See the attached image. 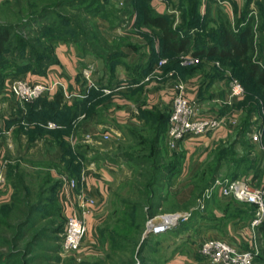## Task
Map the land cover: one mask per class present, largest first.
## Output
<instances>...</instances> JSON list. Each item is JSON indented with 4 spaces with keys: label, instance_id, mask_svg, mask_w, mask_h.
<instances>
[{
    "label": "rangeland",
    "instance_id": "374dc122",
    "mask_svg": "<svg viewBox=\"0 0 264 264\" xmlns=\"http://www.w3.org/2000/svg\"><path fill=\"white\" fill-rule=\"evenodd\" d=\"M159 1L164 5L165 15L169 17L172 28L176 29L180 36L189 34L192 43L199 40H216L215 30L222 24L234 31L242 29L247 24L253 26L254 30H258L264 25L260 21L259 0ZM131 2L132 0H109L107 3L103 1L95 9L99 12L98 15L92 18L86 4L79 5L76 2L66 7L61 6L63 2L53 0H0V25H9L13 28L10 35V46L0 56V79H2L0 85V130L6 128L8 118L12 114L19 116L18 110L30 102L15 100L9 93V83L15 78L40 82V80L29 79L32 73L26 71L29 70L27 66L32 60V55H29L27 47L30 45L37 53L44 55V47L49 45L46 37L49 36L52 29L59 27L64 19L70 21L72 24L69 25L78 30L77 33L66 32V36L73 41L82 40L85 49L82 50L80 45H76L80 49L81 56L87 60L82 70L85 85L83 91L65 93L64 101L67 103L64 102V105L72 106L74 101L82 100L86 102V105L81 107L85 110L86 115L91 109L98 110L100 112L99 119L105 122L104 104L107 100L108 87L117 83V77L121 76V73L130 72L131 74L135 73L136 76V72L138 75L145 73L140 71V67L145 66L146 57L141 43L143 40L138 41L139 37L144 38V43H153L158 40L152 29H148L146 35L140 33L142 27L138 21L137 4L133 5ZM194 9L199 14L200 20L192 26L189 16L192 15ZM215 12L218 15V22L209 16L210 13ZM42 14L45 15V18L39 19L38 17H41ZM33 15L36 17L29 22V18ZM205 20L209 21L208 25ZM237 20H239L238 23H236ZM26 23L29 24L28 27L25 26ZM65 26L68 27L67 24ZM256 41L258 45L261 41L259 35H257ZM60 43L62 42H58V44ZM195 49L191 45L188 53L179 54L172 59L176 65L188 69L189 66L199 68V65H203L202 68H205V71H208L210 75L215 74L212 67L220 72L221 77L213 78V81H217L219 78L225 79L224 90L219 92L217 97L211 92L209 93L208 81L203 79L199 82L201 86L196 98H188L195 102L198 115L215 118L220 122L216 129L231 125V133L225 140H232L233 131L245 118L244 110L250 105L244 103L248 91L243 87L244 93L241 96L231 97L228 95L231 80L237 79L239 82L240 80L238 75H233L227 63L222 64L216 60L209 61L203 57L199 58L200 61L196 65L182 66L181 58L189 54L192 55ZM152 55H154L155 65L168 58L162 56L160 51L152 52ZM198 68L195 72L198 71ZM85 73L88 74V78ZM89 83H92L91 87H89ZM45 96L46 94H43L38 97L47 99ZM257 101L261 106L263 116L264 106L261 100ZM9 105H14L15 111H17L8 112ZM256 118V116H252L251 121L249 120L252 125L248 137L256 149L251 157L261 153V160L259 159L260 161L258 160L257 166H255L260 169L263 160L261 146H264V119L257 118V121ZM257 122L258 124H256ZM36 123L40 128L43 127L40 122ZM44 125L46 126V123ZM166 129L167 122L160 149L163 151V155L165 153V157H171L172 153H182L178 149L179 145L174 150L168 148ZM101 130L104 128L102 127ZM259 130L262 132L261 142L257 143L252 140L251 136ZM22 131L25 130L22 129ZM211 131L213 130L208 132ZM208 132L204 136L208 135ZM102 134L100 131V134L97 137H92V141H88V143L85 141L87 135L80 137L83 142L87 143H79L84 150L81 162L84 169L81 174L85 173L86 167L91 162L104 160L108 142L98 140ZM72 138L73 127L69 128V132L64 136L73 151L75 144L74 142L72 144ZM243 141L244 139L241 142ZM39 149L40 146L36 152L33 151V157L39 153ZM214 149L215 145L205 156L204 146L199 145L188 158V164H184L183 171L186 175L166 176L164 172L158 173L156 176L159 180L155 181L148 189L140 185L142 178L137 174L136 176L132 174L124 176L121 172L116 181L110 185L104 202L96 214L97 223L92 234L87 232L80 250L76 253L63 252L60 246L62 232L56 235L53 231L57 227H61L63 231L66 217L58 195L60 188L56 189V185L59 183L62 185L64 181L68 180L78 182L80 179L69 177L63 171L57 173V169L54 168L57 163L52 161H25L22 159L16 164L4 162L6 179L0 189V207L3 209H0V222H2L0 223V264H167L175 255L191 254H194L191 264H211L199 251L203 242L213 239H203L202 242H199L198 237L194 234L195 231L213 229L221 234L224 233L226 225H240H234L227 220L228 217L236 214L233 211L234 208L235 211L245 212L247 217L252 213V208L245 207L244 204L233 203L229 198H225L228 200L221 202L217 197H212L209 201L202 202L208 175L212 173L214 176L218 173L219 177L217 178H225L228 173L234 171L227 164L223 165L219 171L212 170L216 152L213 153ZM236 151L239 154L242 153L240 146ZM151 164L147 162L142 171L152 172ZM58 165V169H60L62 165ZM11 166H15L16 169L10 176L13 179L9 180L6 172ZM141 173L143 174V172L138 174L141 175ZM248 173L245 172L240 177L247 176ZM202 175L205 176L201 177ZM252 179V185L261 183L262 172L258 171ZM230 201L233 204L231 209L230 207L228 209L226 205L231 203ZM11 202L14 203V206L11 209L7 207L4 209V206L11 205ZM168 215H188V217L185 221L178 219L175 225L163 232L146 234V231L150 230L151 221L157 223L161 217ZM19 225H23L22 228ZM242 225L245 226L247 223L243 222L241 227H243ZM254 230L252 245L248 250L257 252V264H264V240L258 231ZM222 240L229 243L225 239Z\"/></svg>",
    "mask_w": 264,
    "mask_h": 264
},
{
    "label": "crops",
    "instance_id": "0c3cea01",
    "mask_svg": "<svg viewBox=\"0 0 264 264\" xmlns=\"http://www.w3.org/2000/svg\"><path fill=\"white\" fill-rule=\"evenodd\" d=\"M150 6L157 14L165 15V8L161 1L150 0ZM210 14L209 16L215 21H219L217 12ZM148 29L142 27L140 33L146 35ZM142 38L139 37L138 41L143 40L141 43L145 50L146 63L144 67H140V71L145 73L138 75V72H136L137 76L134 75L135 73L131 74L130 72L121 73V76L117 77V83L108 87L106 91L107 100L104 104L105 122L99 119L100 112L92 109L87 115L85 110L78 113L69 122L70 129L73 127L72 144L74 142L75 145L81 142L86 143L80 138L83 135H90L94 138L100 134V131L109 135L106 140L108 143L104 160L91 162L86 167L84 182L78 183L73 191L60 189L58 194L66 215L77 212V194H82L85 198L93 200L94 204L92 206L87 205L89 212L86 217L88 234H92L97 223L96 214L104 202L110 185L116 181L117 176L121 172L124 176L125 174L126 176H131V174L139 176L138 173L141 172V167L137 166L134 161L148 156V153L142 150L140 144L145 142V138L151 139L153 136L152 131H154L156 125L161 122L164 116L168 115L172 97L176 92L177 80L180 79L185 83V94L191 99L196 98L201 86L199 82L203 79L208 81L207 89L215 97L224 90L223 83L225 79L219 78L217 81H213V77L209 78V72L205 71V68L192 72L183 67H174L175 62L172 57L163 60V64L158 67L153 62L154 55H152V52L157 53L160 51L159 41L144 43V38ZM54 54L55 64L47 67L42 75L32 74L29 79L44 82L58 80L61 86L54 88L45 97L50 100L53 93L58 91L62 96L61 102L64 104V102L67 103V101H64L65 93L83 91L85 85L82 70L87 60L81 56L80 49L73 43L57 44L54 48ZM7 109L8 112L11 111L12 113L15 111V106L9 105ZM18 112L20 113L19 116L12 114L8 118L6 128L0 130V174L3 176L4 182L6 179L4 162L16 164L24 159L25 161H52L58 164L60 161L61 151L58 145L46 134L29 138L22 131V129L27 130L37 125L35 121L24 122L23 117L27 113V107H23ZM47 123H53L54 126L49 127ZM18 125L22 126L19 127L21 130L17 127ZM59 126L52 121H46V126L43 127L54 129ZM102 127L104 130H101ZM231 130V125L221 126L210 133L208 132V135L180 141L178 149L183 153V163L179 174L186 175L183 167L184 164H188V158H190L195 148L203 145L205 148L204 155L206 156L217 142L225 141ZM157 144L161 149V138H159ZM39 146V153L33 157V151L36 152ZM241 178H248L253 183L254 173L250 171L247 176ZM259 185L260 183H257L255 186ZM212 197H217L221 202L228 200L216 193ZM254 231L248 224L243 227L240 224L238 226L226 225L224 233L221 234L213 229L208 231L199 229L194 234L198 237L199 242H202L203 239L219 240L223 237L222 239L227 240L232 245L248 250L252 245ZM193 255H175L167 264H191V260H194Z\"/></svg>",
    "mask_w": 264,
    "mask_h": 264
},
{
    "label": "trees",
    "instance_id": "16d2710c",
    "mask_svg": "<svg viewBox=\"0 0 264 264\" xmlns=\"http://www.w3.org/2000/svg\"><path fill=\"white\" fill-rule=\"evenodd\" d=\"M57 2H63L61 6H70L75 2L79 5L86 4L87 10H89L91 17L95 18L99 12L95 11V9L102 4L101 2L107 3L109 0H53ZM133 2V3H132ZM132 4L136 5L138 8V21L141 27H147L152 29L154 33H156L159 46H160V54L166 57H174L179 54L188 53L190 50V46L192 45L195 49V52L192 53L194 57L198 58H207L209 61H220L222 64L227 63L230 66L231 72L233 75H238L239 80L244 88L248 91L247 98L244 103L250 104L247 109H245L246 116L235 128L233 131V139L219 141L215 144V158L213 161L212 170L219 171L221 167L225 164L231 166L233 168V172L227 174V179L235 180L241 178L240 176L244 175L245 172L252 171L255 175L257 172H261V168L257 169V162L261 160V153H257V156L251 157L253 151H255V146L249 140L248 132L251 130V121L252 116H256L258 119L263 118L261 112V106L258 104L257 100H261L264 106V25L258 29L254 30L253 26L250 24L245 25L242 29H235L236 31L230 29L226 25L222 24L215 30V35H217V39H207L205 41L199 40L196 43H192V39L190 35L188 36H180V33L172 28L169 23V17L162 14H157L150 6V0H132ZM259 14L261 24H264V0H259ZM192 11V15L189 16L192 26L199 22L200 16L195 11ZM36 15L31 16L29 22L34 19ZM39 19L45 18V15H41L38 17ZM208 25V20H205ZM237 20L236 23H238ZM28 23V22H27ZM25 24L26 27L29 24ZM63 24H67L66 27ZM70 21L64 19L61 21V25L56 27L50 31L48 37H46V41L49 45L44 47L45 54L43 55L37 53L35 49L29 45V55H32L31 63L27 66L30 73L32 74H43L45 69L51 65H54L56 62L55 55L53 54L55 46L58 42L62 43H73L81 46V49L84 45L82 44L81 39L70 40L69 37L66 36V32L77 33L78 30L76 28L70 26ZM58 28V29H57ZM13 28L9 25H0V56L2 53L6 52L7 47L10 46V38ZM217 31V32H216ZM214 33V32H213ZM212 33V34H213ZM257 35L261 38L259 44L257 45ZM204 36V35H203ZM26 48V49H27ZM179 66V67H178ZM174 67L182 68L180 65H176L174 63ZM203 65H199L198 70L203 69ZM187 70L195 72L197 68H193L189 66V69L183 67ZM212 71H214V75L208 74L209 78L212 77H221L219 75V71L212 67ZM26 74V73H25ZM2 79H0L1 85ZM61 94L56 91L53 93L50 100L46 98L37 97L26 103L27 113L23 117V120L27 123L31 121L40 122L41 125L44 126L46 121H52L58 125V128L54 129H45L44 127H39L37 125L23 131L29 138L39 137L43 134H46L53 142H56L58 148L61 151L60 161L58 164H61V168H59L58 164L54 165V168L57 169V173L65 172L69 177H74L76 179H80V174L84 169V165H82V158L84 156V150L80 144H76L74 146L75 150L72 151L69 144L65 141L64 136L67 132H69V122L72 120L78 113L84 111L81 107L86 105V102L82 100H76L73 102L72 106H66L62 102ZM254 102V103H253ZM242 105V104H241ZM240 105V106H241ZM264 114V112H263ZM168 115L156 125L154 129L153 136L150 140L145 138V142L140 144L142 149L148 153V156H145L139 160H135L137 166L141 167V175L142 182L140 185L148 189L152 186V184L157 180V174L164 172L166 176H170L173 174H179L181 171L182 163H183V153H172L171 157H165L166 154L159 149L157 144L159 138L162 139L164 136L166 122ZM256 118V119H257ZM257 119V121H258ZM255 124V123H254ZM258 124V122L256 123ZM22 127V126H20ZM21 130V128H20ZM244 139L246 142H241ZM264 141V134H263ZM264 143V142H263ZM242 150V153L239 154L236 151L237 148ZM163 155V156H161ZM260 156V157H259ZM166 160V161H165ZM259 160V161H260ZM149 162L151 164L152 172L146 173L142 171V168L146 166V163ZM15 166L8 167L6 172L8 179L10 180L13 177H10ZM61 170V171H60ZM215 171V172H216ZM203 174V173H202ZM205 176V175H204ZM203 175L201 177H204ZM219 177L218 173L213 176L211 173L208 175L207 181L205 183L206 189L211 186L213 181ZM204 185V186H205ZM15 187V186H14ZM61 187L60 183L56 185V189ZM205 190V189H204ZM231 202V201H230ZM233 203H238L232 199ZM228 203L226 207L231 209V205L233 203ZM9 206H4L8 209H11L14 205L13 202ZM208 203V202H206ZM243 205V203H240ZM243 206L252 208V213L249 217L245 214V212L241 210H234L236 212L235 215H231L227 218L228 222L232 224H241L243 222L247 223L253 218L254 215V207L251 205L244 204ZM0 209H2L0 207ZM3 210V209H2ZM4 217V216H3ZM2 223V222H0ZM23 225H19L22 228ZM258 233L261 235V238L264 240V224L255 228ZM54 234L58 235L62 232L61 227H57ZM258 260L256 259L255 264H257Z\"/></svg>",
    "mask_w": 264,
    "mask_h": 264
},
{
    "label": "built area",
    "instance_id": "2783aa9c",
    "mask_svg": "<svg viewBox=\"0 0 264 264\" xmlns=\"http://www.w3.org/2000/svg\"><path fill=\"white\" fill-rule=\"evenodd\" d=\"M200 59L191 54L181 58L182 66L196 65ZM163 61L158 63V67ZM86 78L88 74L85 73ZM58 80L51 82H32L25 78H15L9 83V93L17 101H31L36 97L50 93L54 88L60 87ZM92 83H89V87ZM176 92L172 97L166 129V144L168 148L174 150L178 143L184 139L200 137L210 130L219 127L220 122L215 118L203 117L196 113L195 102L189 99L185 94V85L178 79L175 85ZM244 93V88L237 79H232L228 88V95L239 97ZM65 96V95H64ZM47 126L53 127V123H47ZM261 131L252 134L254 142H261ZM108 134H102L98 140H107ZM94 140V139H93ZM85 141H92V137L87 135ZM261 146V145H260ZM263 160L261 164L262 180L259 186L251 184L248 178H239L230 180L227 178H217L211 186L204 191L202 202L209 201L213 194H218L223 198L233 199L238 203L251 205L254 207L253 218L248 222L251 229L264 224V146H261ZM84 173L81 174L80 180L64 181L60 189L73 191L78 183H83ZM4 184V178L0 174V189ZM76 201L78 210L75 213L68 214L65 217L63 231L61 235L60 246L63 252L76 253L80 250L82 243L87 234V220L89 214L87 205H93L91 199L85 198L82 194H77ZM175 216V217H174ZM173 217V222L164 223L161 219L157 223L150 224V230L153 233H160L172 227L180 221H185L188 215H168ZM152 222V221H151ZM150 222V223H151ZM201 255L207 258L211 264H255L257 252L253 250H244L235 247L223 240L205 241L200 246Z\"/></svg>",
    "mask_w": 264,
    "mask_h": 264
},
{
    "label": "bare ground",
    "instance_id": "6f19581e",
    "mask_svg": "<svg viewBox=\"0 0 264 264\" xmlns=\"http://www.w3.org/2000/svg\"><path fill=\"white\" fill-rule=\"evenodd\" d=\"M174 217H175V216H174ZM172 218H173V217H172ZM172 218H171V217H168V216L161 217V219L163 220L164 223H166V222H169V223L173 222ZM165 221H166V222H165ZM150 224H153V221H152ZM150 226H151V225H150Z\"/></svg>",
    "mask_w": 264,
    "mask_h": 264
},
{
    "label": "water",
    "instance_id": "95a60500",
    "mask_svg": "<svg viewBox=\"0 0 264 264\" xmlns=\"http://www.w3.org/2000/svg\"><path fill=\"white\" fill-rule=\"evenodd\" d=\"M151 233H153V230L146 231V234H151Z\"/></svg>",
    "mask_w": 264,
    "mask_h": 264
}]
</instances>
